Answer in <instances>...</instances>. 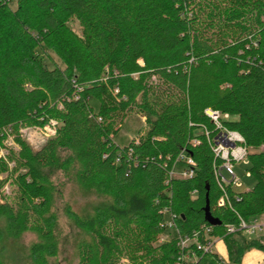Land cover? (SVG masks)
I'll return each instance as SVG.
<instances>
[{
	"label": "trees",
	"instance_id": "obj_1",
	"mask_svg": "<svg viewBox=\"0 0 264 264\" xmlns=\"http://www.w3.org/2000/svg\"><path fill=\"white\" fill-rule=\"evenodd\" d=\"M192 1L0 0V153L7 154L0 158V175L7 173L0 179V245L27 229L49 242L55 217L46 171L67 151L83 187L114 197L82 215L68 211L94 241L80 264H175L176 239L163 237L170 215L179 235L198 233L200 243L201 229L210 227L227 264H242L251 249L264 254L258 240L225 235L238 217H264V0H212V11L197 13L188 10ZM207 110L218 112L217 123ZM132 113L145 130L118 147L113 138ZM50 121L55 137L32 152L20 129ZM221 132L242 139L249 191L218 185L213 145ZM178 157L192 161L191 178L168 177L177 164L186 166ZM10 178L11 201L1 191ZM223 193L229 204L218 206ZM206 197L219 227L204 221ZM44 254L54 256V246H31L35 264ZM196 256L193 264H222L215 252Z\"/></svg>",
	"mask_w": 264,
	"mask_h": 264
},
{
	"label": "rangeland",
	"instance_id": "obj_2",
	"mask_svg": "<svg viewBox=\"0 0 264 264\" xmlns=\"http://www.w3.org/2000/svg\"><path fill=\"white\" fill-rule=\"evenodd\" d=\"M199 5L197 6V4ZM212 0H193L190 2L188 10L196 12L198 7L201 10L212 11ZM15 2H11L10 6L15 8ZM197 13V12H196ZM199 20H206L204 15L198 17ZM197 21V20H196ZM197 21V22H198ZM72 31L77 35H80L79 27L75 21L68 23ZM50 54V57L54 63L63 67L53 52L46 51ZM49 66L52 65L49 61ZM92 106L96 109L97 104L92 102ZM55 122V121H54ZM55 129L57 124H54ZM145 130V124L143 118L137 114H130L122 123L118 133L114 136L113 141L118 147L126 146L139 132ZM21 139L29 146L32 152L39 150L48 140L55 137V134H50L46 129L25 126L19 131ZM13 140V137H12ZM9 149L13 153L18 151V147L12 143L7 144ZM5 150L0 153V158L6 156ZM69 152H62L57 159L54 167L46 171L47 178L51 184V206L50 214L55 217V224L51 231V237L49 242H46L39 231L35 229H27L22 231L16 238H6L0 245V261L2 264H35L30 256L31 246L34 244L44 243L53 245L55 248V255L50 257L46 254L43 255L44 261L42 264H80L82 256L86 253L88 247L93 246L94 241L91 234L86 231L80 230L73 218L69 215L68 211L74 212L78 215H82L85 211H90L95 206H98L106 198L110 201L114 197H102L101 194L95 192L90 187H83L76 177L77 164L71 158ZM70 160L67 162V159ZM67 162V163H66ZM185 166L177 164L175 167V174L181 175ZM247 162H233L234 176L236 178L233 182V188L238 192L249 191L253 186V180L247 175ZM7 176L6 174L0 175V179L3 180ZM222 176L230 181L231 178L226 176L222 172ZM2 195L7 200H12L16 194V187L13 184V179H9L2 188ZM114 196V195H113ZM165 224L170 226L172 221L169 216L164 217ZM259 222L264 223V217L258 219ZM106 228L109 231H113L112 223H107ZM163 237L166 240H171L176 237L174 227H168ZM247 240H258L264 244V230L256 232L252 235L244 234ZM156 245L159 244V240H156ZM216 244L214 251L217 252ZM219 255L221 253H218ZM221 256V255H220ZM120 264H128L125 258H121Z\"/></svg>",
	"mask_w": 264,
	"mask_h": 264
},
{
	"label": "built area",
	"instance_id": "obj_3",
	"mask_svg": "<svg viewBox=\"0 0 264 264\" xmlns=\"http://www.w3.org/2000/svg\"><path fill=\"white\" fill-rule=\"evenodd\" d=\"M10 1V0H8ZM206 114L211 118V120L217 123L219 114L218 112H214L211 110H207ZM227 118V116H224ZM54 124H57L54 121H50L48 124L42 127V129H46L50 134H55L56 129ZM218 126V125H217ZM226 133V136H224ZM10 143V139L7 141V144ZM242 139L241 137L232 132H221L218 137L214 141L213 152L215 156L220 157L221 164L215 168L214 174L216 180L218 181V185L222 188L223 184H227L226 178L222 176V172L231 178L230 182H235L236 178L234 176L233 170V162H246V150L242 147ZM178 160H184L186 164V168L182 171L181 175L177 176L175 171L172 170L168 177H177L182 179H189L193 175V170L189 169V166H193L192 161L187 158L183 159L182 157H178ZM118 162V159L115 160V163ZM248 175V174H247ZM229 200L227 196L223 193V195L218 199L217 205L224 206L228 205ZM172 224L167 227H174L176 232V246L178 249V256L176 257L175 264H193V262L197 258V254L201 253H211L215 252L214 248L217 243L222 242L221 238L218 237H210L209 234L211 232L210 227H205L201 229V233L204 236V242L200 243L197 239L198 233H192L191 236H181L177 233L175 225L173 223L174 217L172 215L169 216ZM264 230V223L258 221V219L251 220L250 222H245L242 218L238 217L237 225H228L225 227V235H231L234 233H242L247 235H252L256 232H261ZM160 241H164V238H161ZM216 253V252H215ZM221 258V257H220ZM222 264H227V259H223Z\"/></svg>",
	"mask_w": 264,
	"mask_h": 264
},
{
	"label": "crops",
	"instance_id": "obj_4",
	"mask_svg": "<svg viewBox=\"0 0 264 264\" xmlns=\"http://www.w3.org/2000/svg\"><path fill=\"white\" fill-rule=\"evenodd\" d=\"M217 254L221 253L219 257L223 259H227V252L225 249V246L222 242L217 243ZM242 264H264V254L258 252L255 249H251L247 252H245L243 258H242Z\"/></svg>",
	"mask_w": 264,
	"mask_h": 264
},
{
	"label": "water",
	"instance_id": "obj_5",
	"mask_svg": "<svg viewBox=\"0 0 264 264\" xmlns=\"http://www.w3.org/2000/svg\"><path fill=\"white\" fill-rule=\"evenodd\" d=\"M224 136H226V133H224ZM204 212V221L211 227H219L221 225V222L215 218H213L210 214L209 209V203L206 197L205 206L203 209Z\"/></svg>",
	"mask_w": 264,
	"mask_h": 264
}]
</instances>
